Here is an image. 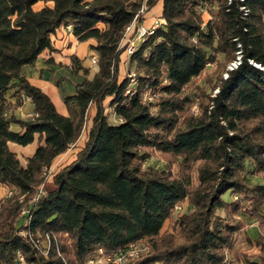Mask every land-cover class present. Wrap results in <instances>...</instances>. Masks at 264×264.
<instances>
[{"label":"trees","instance_id":"1","mask_svg":"<svg viewBox=\"0 0 264 264\" xmlns=\"http://www.w3.org/2000/svg\"><path fill=\"white\" fill-rule=\"evenodd\" d=\"M158 1L147 0V12ZM162 1L164 23L135 46L120 81L124 39L144 0H0V187L12 192L0 199V264H20L19 253L27 264H87L100 249L139 242L150 250L134 264H264V184L249 177L264 174V71L256 67L264 68V0ZM68 26L79 42L96 41L98 71L88 79L74 58V73L85 79L66 97L65 116L23 70ZM221 56H240V64L213 85L217 93L202 90L199 115L186 114L197 98L185 88ZM147 91L156 102L144 101ZM22 96L31 99V117L14 114ZM83 131L74 160L52 171ZM37 137L43 144L22 164L9 143L28 146ZM154 151L168 163L144 169ZM43 183L53 189L26 205ZM186 199L190 209L178 216ZM25 207L30 215H21ZM245 217L259 224L255 262L236 247ZM167 222L173 233H163ZM22 232L49 235V252Z\"/></svg>","mask_w":264,"mask_h":264},{"label":"crops","instance_id":"2","mask_svg":"<svg viewBox=\"0 0 264 264\" xmlns=\"http://www.w3.org/2000/svg\"><path fill=\"white\" fill-rule=\"evenodd\" d=\"M43 5V3H39L36 5V8L39 9ZM162 12L163 1L159 0L156 5L146 13L142 23L149 28L157 21H162L161 24H163ZM135 31L136 25L133 26L131 31L126 35L124 43H128V41L133 38ZM51 41L53 50H44L35 65L24 68L23 73L32 86L41 89L50 97L60 114L69 116L70 111L66 105L65 99L66 97L76 95V86L85 79L82 70H77V72L74 73L72 69L73 60L74 58L79 59L82 67L89 70L88 79H92L94 74L98 71V67L92 66L91 64V58L97 56L96 51L92 49V46L96 45V41L90 39L86 42H79L74 34L69 32L65 27L58 29L51 36ZM128 56L126 51L121 55V62L119 65L120 81L127 75ZM12 101L15 102V99H12ZM95 113V106H91L88 116L89 124H91V120ZM14 114L23 118H28L34 114V106L31 102L23 103L21 106L14 108ZM86 138L87 133H85L84 137L81 136L75 146L59 156L52 166V171H57L62 166L71 163L75 158V154L84 146ZM40 144H43V141L39 142L37 137L36 140L28 146L9 143V147L16 153L22 164L25 165L26 159L35 153ZM46 189H53V185L51 183L47 184ZM9 192H11L9 188L0 187V198L7 193L9 194ZM255 246H257L256 242Z\"/></svg>","mask_w":264,"mask_h":264},{"label":"rangeland","instance_id":"3","mask_svg":"<svg viewBox=\"0 0 264 264\" xmlns=\"http://www.w3.org/2000/svg\"><path fill=\"white\" fill-rule=\"evenodd\" d=\"M232 61H225L224 57H219L218 61L214 62L213 64H210L206 70L201 74L200 77L195 79L189 86H187L184 90V95H190L192 97H195V102L191 103L189 106L186 114L191 116H197L201 113V103L204 101L206 102V99H203L202 96V90L207 91L208 93H215L213 91V85L218 84L220 78H224V74L228 71L229 65L234 62ZM131 82V79H130ZM216 91V90H215ZM156 102V101H154ZM107 100L105 101V105H107ZM107 113L111 119V122H119V119H115L113 116V113L111 109L108 108ZM85 131L82 133V137H84ZM168 158L161 155L159 152H152V156L150 159H148L144 164V169L147 167H155V168H164L166 166V163H168ZM173 171L175 174H177L178 167L174 166ZM52 171H47V173H44V177L47 180L50 176V173ZM251 183H261L264 184V174H258V175H249ZM12 192H9V194H5L0 199H6L10 197ZM228 197H230V193H228L225 196V200L228 201ZM23 198V197H22ZM21 198V199H22ZM233 199V198H232ZM24 198L22 199V201ZM25 201V200H24ZM29 200H26L24 203L27 205ZM182 205L184 206V211L180 214L177 213V215H182L183 213H186L190 209V203L189 200L186 199ZM22 215V214H21ZM244 221V228L242 232L237 237V243L236 247L238 249V252L240 255H242V259L246 258L249 260H252L253 262L258 261L259 257L261 256V248L258 246H255V242L260 239V229L259 224L255 221L250 219L249 217L243 218ZM169 231L170 233H173V229L170 225V222H167L163 233ZM263 235H264V229H262ZM245 264V262H239V263H233V264Z\"/></svg>","mask_w":264,"mask_h":264},{"label":"built area","instance_id":"4","mask_svg":"<svg viewBox=\"0 0 264 264\" xmlns=\"http://www.w3.org/2000/svg\"><path fill=\"white\" fill-rule=\"evenodd\" d=\"M146 1L144 0V3L142 5V7L140 8L134 22L132 23V25L127 29L128 31H130L132 29L133 26L136 25V31L135 34L133 36V38L128 41V48L126 50L127 54L130 55L134 52L135 46L138 43H141L145 40V38L149 35H152L155 30L161 25L162 21H157L152 27H146L143 23H138L137 22V18L141 15V16H145L147 13V5H146ZM202 11L204 13H208V11L206 9H202ZM69 32H71L72 27L68 26L66 28ZM240 60L241 57L238 56L237 59L232 62L229 67H228V71H231L235 68H237V66L240 64ZM98 63V58L97 56H93L91 58V64L92 66H96ZM130 79H131V83L135 84L136 78L134 75H129ZM228 77V72H226L224 74V78ZM218 90L215 91V93H217ZM130 91L128 90L127 93H129ZM158 98V94L154 93L152 91H147L144 94V101L147 102H154L156 101ZM22 100L24 103H28L31 102V99L29 97H25L22 96ZM34 114H32L31 116H33ZM29 116V117H31ZM47 173V171L45 172V174ZM46 192V185L45 183H43L34 193L33 195L29 198V202L28 205H32V204H36L38 202V200L45 194ZM184 211V206L182 204L178 205L176 207V213L180 214ZM22 215H30V209L25 207L22 210ZM30 225V219H26L25 221V226H29ZM23 235V237L25 238H29L33 244L35 245V247L42 252L43 254H47L51 248V244H52V240L50 238L49 235H47L44 238H41L40 236H38L37 239H34V237L31 234H28L26 232H22L21 233ZM263 242H264V238H263ZM149 247L144 243V242H139V243H132L128 246H126L125 248H122L120 250H118L115 253H105L103 251V249L98 250L94 255H92L88 260H87V264H134L135 261L137 259H139L141 256L147 254L149 252ZM18 260L20 264H27L26 259L24 257V255L22 253H19L18 255Z\"/></svg>","mask_w":264,"mask_h":264},{"label":"water","instance_id":"5","mask_svg":"<svg viewBox=\"0 0 264 264\" xmlns=\"http://www.w3.org/2000/svg\"><path fill=\"white\" fill-rule=\"evenodd\" d=\"M256 67H258L259 69H261V70L264 71V68H263V67H261V66H259V65H257Z\"/></svg>","mask_w":264,"mask_h":264}]
</instances>
